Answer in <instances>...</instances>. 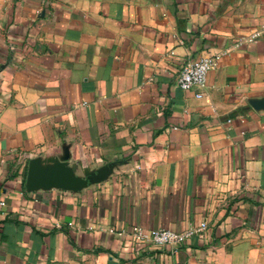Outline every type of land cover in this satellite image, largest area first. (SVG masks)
<instances>
[{
	"label": "crops",
	"instance_id": "obj_1",
	"mask_svg": "<svg viewBox=\"0 0 264 264\" xmlns=\"http://www.w3.org/2000/svg\"><path fill=\"white\" fill-rule=\"evenodd\" d=\"M263 23L264 0H0V264H264ZM31 158L112 171L27 189Z\"/></svg>",
	"mask_w": 264,
	"mask_h": 264
},
{
	"label": "built area",
	"instance_id": "obj_2",
	"mask_svg": "<svg viewBox=\"0 0 264 264\" xmlns=\"http://www.w3.org/2000/svg\"><path fill=\"white\" fill-rule=\"evenodd\" d=\"M264 33V23L255 29L248 39H252ZM217 55H205L198 58H187L183 61L176 75V82L182 89L192 86L203 87L206 83L208 70L214 65ZM201 93L198 92L197 95ZM206 226L205 222H201L195 227H187L181 230L168 228L145 229L141 226H135L131 235L134 240L141 244H154L157 246L169 245L176 249L191 234L200 231ZM122 230L117 231L120 234Z\"/></svg>",
	"mask_w": 264,
	"mask_h": 264
},
{
	"label": "water",
	"instance_id": "obj_3",
	"mask_svg": "<svg viewBox=\"0 0 264 264\" xmlns=\"http://www.w3.org/2000/svg\"><path fill=\"white\" fill-rule=\"evenodd\" d=\"M68 161H56L53 165L42 166L38 158H31L26 174V188H47L52 185L61 188L78 190L88 182L100 181L112 171V164L90 171L86 176L75 175Z\"/></svg>",
	"mask_w": 264,
	"mask_h": 264
}]
</instances>
